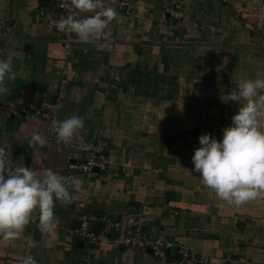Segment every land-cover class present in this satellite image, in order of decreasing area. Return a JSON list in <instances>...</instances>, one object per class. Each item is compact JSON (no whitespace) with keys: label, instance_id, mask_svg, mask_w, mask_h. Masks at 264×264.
Returning a JSON list of instances; mask_svg holds the SVG:
<instances>
[{"label":"crops","instance_id":"crops-1","mask_svg":"<svg viewBox=\"0 0 264 264\" xmlns=\"http://www.w3.org/2000/svg\"><path fill=\"white\" fill-rule=\"evenodd\" d=\"M125 1L128 13L119 7ZM122 23L111 25V40L76 46L66 55L50 0H0V60L17 77L1 106L46 103L59 121L76 115L84 128L76 139L105 140L108 169L85 180L67 167L65 149L47 139L43 123L0 115V145L7 142L14 163L80 177L72 203L54 208V239L30 223L37 247L23 239L0 242V264H172L146 250L77 241L72 234L81 212L96 216L142 213L154 238L184 246L222 263L239 258L264 264V199L229 206L193 173L191 157L199 136L217 141L240 104L227 100L241 79H264V0H104ZM178 6L180 20L166 9ZM43 11V21H36ZM200 94V95H199ZM202 98V99H201ZM203 102V105L200 103ZM45 136L33 151L34 133ZM79 155L75 157L79 161ZM96 226V230L99 231ZM52 247H48L49 243Z\"/></svg>","mask_w":264,"mask_h":264},{"label":"clouds","instance_id":"clouds-1","mask_svg":"<svg viewBox=\"0 0 264 264\" xmlns=\"http://www.w3.org/2000/svg\"><path fill=\"white\" fill-rule=\"evenodd\" d=\"M58 7L67 11L66 17L56 22V28L69 38L73 36L84 44L111 40V25L122 23L116 9L106 6L104 0H57ZM105 47L106 43H101ZM17 77L9 60H0V95L9 94L6 81ZM227 95V100L240 107L231 117L232 124L222 130L220 141L210 134L199 136L200 147L191 157L192 172L200 183L229 206L240 207L264 199V79H241ZM58 143L72 145L84 128L83 119L73 115L62 121L53 119L49 125ZM47 143L45 136L34 133L28 146L37 151ZM11 149L0 145V242L14 247L23 239L29 248L37 247L31 235L25 236L30 223H37L38 231L54 239L59 218L54 213L58 202L72 203L70 189L80 191L84 181L80 177H64L51 169L42 175L23 163H14ZM48 247H52L50 242ZM20 264H37L31 255Z\"/></svg>","mask_w":264,"mask_h":264},{"label":"built area","instance_id":"built-area-1","mask_svg":"<svg viewBox=\"0 0 264 264\" xmlns=\"http://www.w3.org/2000/svg\"><path fill=\"white\" fill-rule=\"evenodd\" d=\"M55 5L61 17H66L67 11L58 7L57 0H50ZM119 7L128 13L130 6L127 2H119ZM169 17L180 20L183 14L178 6L167 8ZM44 12L40 11L36 21H43ZM108 43L98 42L97 44ZM60 44L66 55L79 45H84L74 36L69 38L61 33ZM15 116L27 121L43 123L47 127V139L56 148L67 151V167L74 170L85 180H91L97 173H104L108 169V143L105 140H86L74 138L72 145L65 146L58 143L56 135L49 125L53 119L58 120L56 114L49 110L46 103L26 102L20 106L8 104L1 106L0 115ZM59 121V120H58ZM78 157L79 161L75 160ZM97 170V171H96ZM96 226H101L96 230ZM77 241L94 244L113 245L121 249L150 250L154 257L166 259L169 250H174L176 255L172 264H222L213 263L212 259L198 255L184 246L174 247L171 242L154 238L148 231L146 216L142 213H123L117 216H96L91 213L81 212L79 222L72 231ZM28 256V255H27ZM225 264H255L239 258L227 259Z\"/></svg>","mask_w":264,"mask_h":264},{"label":"water","instance_id":"water-1","mask_svg":"<svg viewBox=\"0 0 264 264\" xmlns=\"http://www.w3.org/2000/svg\"><path fill=\"white\" fill-rule=\"evenodd\" d=\"M96 171H97V170H96ZM146 252L149 253V254H152V251H150V250H148V249L146 250ZM169 252H171V254H172V253L174 252V250H173V249H170Z\"/></svg>","mask_w":264,"mask_h":264},{"label":"rangeland","instance_id":"rangeland-1","mask_svg":"<svg viewBox=\"0 0 264 264\" xmlns=\"http://www.w3.org/2000/svg\"><path fill=\"white\" fill-rule=\"evenodd\" d=\"M200 95V94H199ZM202 99V98H201ZM200 105H203V102L200 103Z\"/></svg>","mask_w":264,"mask_h":264}]
</instances>
